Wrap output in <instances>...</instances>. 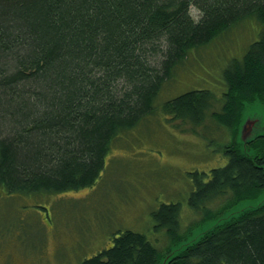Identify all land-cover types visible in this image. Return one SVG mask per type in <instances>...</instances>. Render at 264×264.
Segmentation results:
<instances>
[{
    "label": "trees",
    "instance_id": "obj_1",
    "mask_svg": "<svg viewBox=\"0 0 264 264\" xmlns=\"http://www.w3.org/2000/svg\"><path fill=\"white\" fill-rule=\"evenodd\" d=\"M190 5L200 10L198 20ZM247 17L259 23V37L224 69L219 109L208 89L162 104L191 130L212 110L231 134L225 165L189 172L195 188L188 202L203 219L264 189V132L243 140L240 123L245 102L264 103V0H0V190L93 186L112 140L153 111L158 85L187 52ZM179 215L176 202L153 212L156 228L169 237L163 248L125 229L81 264H159L194 228L183 231ZM161 264H264V203Z\"/></svg>",
    "mask_w": 264,
    "mask_h": 264
},
{
    "label": "rangeland",
    "instance_id": "obj_2",
    "mask_svg": "<svg viewBox=\"0 0 264 264\" xmlns=\"http://www.w3.org/2000/svg\"><path fill=\"white\" fill-rule=\"evenodd\" d=\"M189 10L198 20L200 10L195 5ZM259 30L257 20L247 17L187 52L170 77L158 85L153 111L112 140L105 167L93 186L32 194L0 190V264H81L110 246L113 237L125 229L145 233L161 249L169 237L165 229L156 228L153 212L162 203L176 202L181 229L194 228L161 257V264L211 228L264 203L263 189L203 219L202 212L188 202L195 188L189 172L225 165L231 134L216 124L212 110L204 123L191 130L190 123L173 119L162 107L167 99L185 91L208 89L217 98L213 110L219 109L226 89L224 69L258 39ZM247 120H255L251 137L264 132L263 102H245L240 123ZM210 204L216 209L219 201Z\"/></svg>",
    "mask_w": 264,
    "mask_h": 264
},
{
    "label": "water",
    "instance_id": "obj_3",
    "mask_svg": "<svg viewBox=\"0 0 264 264\" xmlns=\"http://www.w3.org/2000/svg\"><path fill=\"white\" fill-rule=\"evenodd\" d=\"M255 120H247L244 122L242 129H241V136L243 140H247L251 137L252 125L254 124Z\"/></svg>",
    "mask_w": 264,
    "mask_h": 264
}]
</instances>
